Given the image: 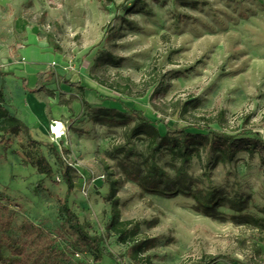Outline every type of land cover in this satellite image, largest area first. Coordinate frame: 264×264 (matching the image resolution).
Returning a JSON list of instances; mask_svg holds the SVG:
<instances>
[{"label": "rangeland", "instance_id": "374dc122", "mask_svg": "<svg viewBox=\"0 0 264 264\" xmlns=\"http://www.w3.org/2000/svg\"><path fill=\"white\" fill-rule=\"evenodd\" d=\"M32 30L52 48L46 62L58 55L61 75L80 82L88 76L103 87L104 97L122 99L152 120L208 123L232 133L246 129L264 138V0H0V71L27 62L19 47ZM65 77L56 73L46 82L56 102L70 108L62 117L61 138L27 134L0 117V219L11 221L6 228L0 220L1 253L9 255V243L34 235L27 249H46L43 264H115L107 255L96 263L89 243L73 241L54 145L76 168L71 208L119 264H194L211 257H218L213 264H264V230L236 218L264 217V164L258 154L241 151L222 161L201 150L183 161L166 149L157 152L155 162L172 177L187 175L193 188L230 199L216 207L222 216L205 214L190 195L147 192L130 176L153 161L146 136L130 138L123 126L96 121L93 110L82 105L80 89ZM11 79L20 78L12 76L8 88L21 105L24 94ZM75 100L82 105L79 113L71 107ZM90 104L125 111L110 99ZM157 126L166 132L162 122ZM40 155L51 163L52 176L32 163ZM114 199L130 238L155 239L136 259L129 243L108 227ZM24 223L40 233L22 234Z\"/></svg>", "mask_w": 264, "mask_h": 264}, {"label": "trees", "instance_id": "16d2710c", "mask_svg": "<svg viewBox=\"0 0 264 264\" xmlns=\"http://www.w3.org/2000/svg\"><path fill=\"white\" fill-rule=\"evenodd\" d=\"M11 74L22 79L23 87L30 92H37L46 89L47 80L56 75L54 71H39L37 73L38 81L36 87L30 89L27 85V78L24 76H17L13 71L5 72L0 71V76ZM64 81L71 86L78 87L81 92H85L88 87L81 84L79 81H71L64 78ZM3 84L0 88V117L9 118L15 123L13 128H22L27 134H30L29 126L20 118L15 115H9L8 110L3 105L5 95L3 91ZM81 103L84 107H89L94 112V119L96 121L120 125L127 129V135L132 138L136 134H144L146 136L147 147L151 155L150 162L148 159L145 162V167L131 172V178L136 181L143 190L156 193L159 195L173 197L178 194L190 195L196 200V206L205 214L211 216H222L217 211L216 207L220 200L227 199L226 197L216 198V194L212 190L203 191L198 188H193L190 177L186 175L185 178L179 180L172 177L163 168L159 167L155 162L156 154L163 149H166L174 157L189 161L193 155L198 154L201 150L210 153H216V158L222 161H232L236 155L245 151L250 154H258L260 161L264 164V138L259 132L242 129L240 132L232 133L223 130L212 128L208 123H192L187 125L175 126L167 119L152 120L142 109L128 106L124 100L119 98L103 97L102 99H110L121 103L124 110L115 106H99L92 107L91 104L81 97ZM131 114H130V113ZM132 122H134L132 124ZM162 122L166 127V132L162 133L158 128V124ZM132 124V125H131ZM3 130V129H2ZM4 133L2 135L3 139ZM31 141H36L31 137ZM52 151L56 154L57 160L61 169L62 177L66 183V192L63 199L62 208L66 214V219L69 222V228L73 235V241L76 244H90L94 249V260L99 263L103 255L109 256L115 264H119V257L114 255L108 248L102 245V237L97 234H91L80 221L77 213L71 208L69 204V197L75 188V172L76 168L67 163L61 156L59 151L54 145H50ZM36 166L39 173H45L47 176H52L53 169L51 163L44 155H40L32 161ZM179 177V176H178ZM233 208L239 210L237 207L239 203L232 202ZM243 218L241 222L249 223L264 230V217L255 215L239 214L236 218ZM2 227L10 226V219H0ZM127 221L121 220L118 210V200H113V217L108 225L110 229L118 233L119 240L124 243H129L128 253L132 258L136 259L142 249L152 246L155 242L154 238L135 239L130 238V231L127 228ZM22 234L32 235L34 231L40 233L41 229L33 223H24L21 226ZM34 238V235L31 239ZM12 241L9 243L11 252L9 255H4L0 252L1 264H43L41 263L42 257L46 249H27L28 240ZM36 254V257L33 256ZM33 259V261H31ZM218 257H211L207 260H200L194 264H213L217 261Z\"/></svg>", "mask_w": 264, "mask_h": 264}, {"label": "crops", "instance_id": "0c3cea01", "mask_svg": "<svg viewBox=\"0 0 264 264\" xmlns=\"http://www.w3.org/2000/svg\"><path fill=\"white\" fill-rule=\"evenodd\" d=\"M32 37H34V43L28 42L30 39H32ZM51 50L52 48L47 42V39L40 38V36L32 30L31 33L25 35L23 44H21L19 47L20 55H23V57L27 59V62L21 61L19 64L20 67L12 71L17 76L26 77L27 85L30 89L36 87L38 81L37 73L39 71H54L58 74V77H65L60 73V66L56 65L57 62L60 61V59L57 57L58 55H56V58H50L51 60H49V63L46 62L48 59L44 60L45 56H48V53L52 52ZM12 76L13 75L11 74L5 75L4 77L0 76V86L2 83H4L3 91L7 101L6 107L10 110V112H12L13 115L22 119L29 126L31 132L34 131L44 135L49 132L50 134L51 131L49 130V124H52L55 121H61L63 123L62 117L63 115L70 114V108L66 104H59L56 102L58 100V96L57 99L53 98L51 93L48 91L50 90L49 88L46 90H40L39 94L38 91L30 93L28 90L21 88V79H19V81L11 79L14 80L19 92L24 94L23 99L21 100V105L23 107L18 105L14 101L15 99L8 88V81L10 78H12ZM83 77L84 80L81 82L88 87L85 92H82L83 97L92 104L102 103L100 96H107L103 87L92 78L88 76ZM53 80H55V78ZM78 80L79 79H74V81ZM76 95L80 96L79 93H76ZM30 99H32V101ZM71 107L76 113H79L82 109V105L77 100L74 101Z\"/></svg>", "mask_w": 264, "mask_h": 264}, {"label": "built area", "instance_id": "2783aa9c", "mask_svg": "<svg viewBox=\"0 0 264 264\" xmlns=\"http://www.w3.org/2000/svg\"><path fill=\"white\" fill-rule=\"evenodd\" d=\"M63 125H64V124H63ZM58 126H59V125H58V122L55 121V124H54V123L51 124V130H50L51 133L54 135V137L57 138V139L61 138V137L65 134V127H64L62 133H58V131L56 130V128H57Z\"/></svg>", "mask_w": 264, "mask_h": 264}, {"label": "bare ground", "instance_id": "6f19581e", "mask_svg": "<svg viewBox=\"0 0 264 264\" xmlns=\"http://www.w3.org/2000/svg\"><path fill=\"white\" fill-rule=\"evenodd\" d=\"M58 122V127L56 128V130L58 131V133H62L63 129H64V125L61 121H57ZM55 124V122H53ZM49 130H51V124H49Z\"/></svg>", "mask_w": 264, "mask_h": 264}]
</instances>
